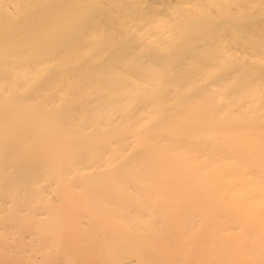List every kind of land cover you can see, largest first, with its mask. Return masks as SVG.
<instances>
[{
    "label": "bare ground",
    "instance_id": "bare-ground-1",
    "mask_svg": "<svg viewBox=\"0 0 264 264\" xmlns=\"http://www.w3.org/2000/svg\"><path fill=\"white\" fill-rule=\"evenodd\" d=\"M0 264H264V0H0Z\"/></svg>",
    "mask_w": 264,
    "mask_h": 264
}]
</instances>
